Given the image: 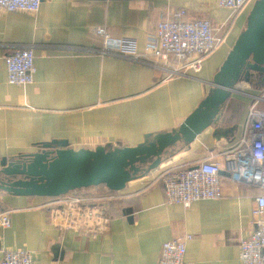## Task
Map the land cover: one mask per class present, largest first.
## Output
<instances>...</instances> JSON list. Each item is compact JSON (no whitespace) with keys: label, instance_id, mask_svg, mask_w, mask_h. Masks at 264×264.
<instances>
[{"label":"crops","instance_id":"1","mask_svg":"<svg viewBox=\"0 0 264 264\" xmlns=\"http://www.w3.org/2000/svg\"><path fill=\"white\" fill-rule=\"evenodd\" d=\"M252 6L232 20L225 41L199 73L166 80L164 72L150 66L92 54L102 43L94 29L104 27L114 40L134 39L143 53L161 14L170 18L183 9L187 21L221 24L229 12L217 0H41L36 14L0 9V162L36 152L35 145L52 140L66 141L74 150L136 147L146 135L178 129L208 94ZM24 46L34 49V81L10 85L4 57ZM252 95L232 94L218 127H209L188 146L179 143L156 170L128 183L121 199L109 205L111 221L101 235L53 226L49 211L61 197L0 193V212L9 211L11 220L9 228L0 226V254L26 250L35 264H158L163 243L191 235L186 264H241L240 241L255 227L251 210L264 191L234 182L222 171L221 199L198 201L185 210L166 204L159 177L171 167L222 162L242 135ZM103 191L77 192L93 197Z\"/></svg>","mask_w":264,"mask_h":264},{"label":"built area","instance_id":"2","mask_svg":"<svg viewBox=\"0 0 264 264\" xmlns=\"http://www.w3.org/2000/svg\"><path fill=\"white\" fill-rule=\"evenodd\" d=\"M256 0H217L218 7L229 12L221 24L213 25L206 19L187 21L181 9L170 17L160 15L153 31L148 33L143 53H138L134 39H111L104 27L94 33L102 39L99 49L90 51L98 56H114L150 66L165 73V80L197 74L204 60L225 41L232 20ZM41 0H0V9L7 13L36 14ZM34 49L31 46L13 49L4 57L8 84L25 87L34 81ZM237 89V87H236ZM239 90V89H238ZM245 94L243 91L237 93ZM196 167V168H195ZM195 167H171L160 175L167 205H180L187 210L198 201H215L222 197L224 171L230 180L264 191V87L251 96L242 135L238 143L219 161H204ZM121 199L119 192L104 191L86 197L77 191L61 196L57 206L49 211V222L60 231H73L88 236L104 233L110 224L109 205ZM253 231L240 241L241 264H264V195L255 198L251 210ZM10 212H0V226L9 228ZM191 235L163 243L158 264H186V244ZM0 264H35L26 250H4Z\"/></svg>","mask_w":264,"mask_h":264},{"label":"water","instance_id":"3","mask_svg":"<svg viewBox=\"0 0 264 264\" xmlns=\"http://www.w3.org/2000/svg\"><path fill=\"white\" fill-rule=\"evenodd\" d=\"M252 74L263 76L264 87V0L254 2L245 30L213 77L208 94L178 129L146 135L136 147L74 150L66 141L39 143L35 145L36 152L1 160L0 193L58 198L100 186L120 192L131 181L156 170L179 143L188 146L209 127H218L224 107L237 93V85L249 83ZM124 212L129 215L131 210Z\"/></svg>","mask_w":264,"mask_h":264},{"label":"flooded vegetation","instance_id":"4","mask_svg":"<svg viewBox=\"0 0 264 264\" xmlns=\"http://www.w3.org/2000/svg\"><path fill=\"white\" fill-rule=\"evenodd\" d=\"M263 79V76L259 74H253V76L250 77V83L256 87V90H260L263 88L261 80Z\"/></svg>","mask_w":264,"mask_h":264},{"label":"rangeland","instance_id":"5","mask_svg":"<svg viewBox=\"0 0 264 264\" xmlns=\"http://www.w3.org/2000/svg\"><path fill=\"white\" fill-rule=\"evenodd\" d=\"M243 89H241V87H239V90L238 91H243V92H253V95H257V93L259 92L258 90H256V87L254 85H252L251 83H244V82H241ZM245 87H247V90L245 89Z\"/></svg>","mask_w":264,"mask_h":264},{"label":"trees","instance_id":"6","mask_svg":"<svg viewBox=\"0 0 264 264\" xmlns=\"http://www.w3.org/2000/svg\"><path fill=\"white\" fill-rule=\"evenodd\" d=\"M252 76H253V74H252ZM249 83H250V80H249ZM100 187H103V186H100Z\"/></svg>","mask_w":264,"mask_h":264}]
</instances>
